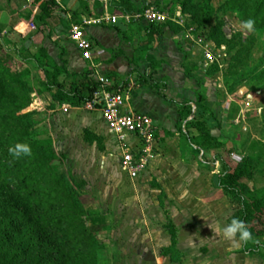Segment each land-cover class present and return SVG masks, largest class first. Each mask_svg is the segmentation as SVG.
Wrapping results in <instances>:
<instances>
[{
  "label": "rangeland",
  "instance_id": "obj_1",
  "mask_svg": "<svg viewBox=\"0 0 264 264\" xmlns=\"http://www.w3.org/2000/svg\"><path fill=\"white\" fill-rule=\"evenodd\" d=\"M177 2L109 0L107 9L111 17H127L142 30L146 24H161L148 22L146 9L150 15H165L164 23L184 28L179 35L191 43L185 53L202 77L193 86L203 85V81L207 85L202 104L207 109L205 129L183 126L187 131L184 135L179 124L170 136L159 132L158 139L155 136L150 144L131 145L135 164L140 166L133 172L124 167L122 156L112 153L99 138L88 143V138L98 136L93 124L96 117L86 112V103L79 112L56 104L50 93L37 86L38 79L31 77L29 68L22 70L15 57L4 50L12 59L8 66L21 71L23 82L31 89L22 113L32 114V135L51 147L59 161L51 166L52 175L65 174L75 182L81 203L90 211V229L104 244L94 264H173V252L163 258V253L172 249L166 229L170 224L177 229V249L183 264H264V236L256 237L259 243L248 244L223 237L221 228L236 216L214 180L224 173L227 159L236 164L255 156L253 175L243 183L253 191H264V29L257 21L254 31L249 32L242 27L249 18L238 5L215 0L211 25L223 21L226 40L241 35L234 44L241 39L242 45L230 49L221 38L207 39L209 29H198L190 17L181 14ZM134 61L128 58L125 64L133 68ZM216 67L213 75L203 76ZM140 75L127 79L129 88L139 86V79H144ZM63 76L60 70L59 82ZM160 88L164 90L162 84ZM195 103L190 115L196 112ZM257 245L263 246L258 249L260 254L250 253Z\"/></svg>",
  "mask_w": 264,
  "mask_h": 264
},
{
  "label": "trees",
  "instance_id": "obj_2",
  "mask_svg": "<svg viewBox=\"0 0 264 264\" xmlns=\"http://www.w3.org/2000/svg\"><path fill=\"white\" fill-rule=\"evenodd\" d=\"M1 1L8 5L13 0ZM35 1L40 2L41 7V15L36 18L38 21L51 17L56 10L60 11L56 0ZM214 3L215 0H178L176 5H180L181 14L190 17L198 29H209L207 39L221 38V43H227L230 49L241 46V39L238 44H234L235 38L241 35H234L231 40L225 39L223 21L216 20L215 25H211L216 13ZM226 4L238 5L245 18L260 22L264 29V0H227ZM154 26L149 25L146 32L159 35L168 27L176 33L184 29L173 23ZM11 60L9 55H4L0 46V264H94L96 254L104 248V244L90 229L87 219L90 211L81 203L73 187L75 182L70 181L65 174L56 176L50 172L51 166L59 161L54 157L51 147L35 140L32 135V114L22 113L28 106L31 89L23 82V73L8 66ZM29 60L37 62L31 57L24 58V61ZM38 65L45 76V82L40 86L52 94L53 101L58 105L79 108L91 100L98 89L91 70H87L85 75L74 76L73 82L65 78L62 82L55 79L54 84H49L44 70L46 65L39 62ZM217 70L218 67L209 70L207 75H213ZM123 86L119 89H123ZM139 87H148L164 97L158 85L144 79H139ZM109 90L113 92L114 89ZM203 91L201 89L197 96L196 112L186 123V128L189 125L201 130L207 126V109L202 105L205 101ZM180 108L179 114L187 120L192 107L184 104ZM205 136L209 139L208 135ZM93 139L98 137L88 138V143H93ZM17 144H27L31 155L18 158L11 156L8 149ZM253 169L255 156L246 157L236 164L227 159L223 164L224 173L214 177V180L233 205L236 218L244 222L254 237H262L264 191H253L243 183V179L252 177ZM78 187L82 188L83 184ZM166 229L173 246L164 253L167 256L170 252L175 253L177 230L171 224ZM261 247L257 245L255 250L249 252L260 254L258 249ZM177 258L173 261L178 262Z\"/></svg>",
  "mask_w": 264,
  "mask_h": 264
},
{
  "label": "crops",
  "instance_id": "obj_3",
  "mask_svg": "<svg viewBox=\"0 0 264 264\" xmlns=\"http://www.w3.org/2000/svg\"><path fill=\"white\" fill-rule=\"evenodd\" d=\"M108 2L109 0H56L60 11L56 10L44 21L36 19L41 15L40 2L13 0L8 5L0 2L1 48L15 57L22 70L29 68L31 77L38 79V87L45 82V76L38 65L40 61L46 65L44 70L47 72L49 84L51 81L54 84L55 79L59 80L60 70L64 74L63 79L66 78L68 82L74 80V76L85 75L87 70H91L93 74L98 71L109 80L110 89H114L113 92L121 96L123 111L152 118L157 131L156 139L159 132L172 135L173 129L179 124L182 133L187 135L182 127L186 128V123L193 115L185 120L179 114L180 106L185 102L193 111V103L197 101L201 89L204 94L207 92L204 81L203 85L197 83L198 87L193 86L195 80H201L202 77L200 69H195V62L185 53L191 48V43L184 41L182 35H179L180 32L176 33L169 27L163 29L159 35H152L146 32L147 27L142 30V27L129 21L127 17H111L108 14ZM147 25L150 24L145 26ZM74 26L82 28L91 44L90 60L83 58L82 52L71 38V29ZM29 57L37 62L24 61V58ZM128 58L135 60L136 67L125 64ZM137 74H142L140 77L146 78V81L148 79L147 82L151 84L159 87L162 84L165 97L148 87L129 88L127 79ZM68 75L73 76L67 77ZM203 76L210 77L207 73ZM92 79L94 81L93 77ZM122 86L124 88L119 89ZM70 111L83 110L71 108ZM86 112L96 117L93 118V124L97 128L96 136L112 153L121 155L116 139L107 130L102 114L96 110ZM139 142L136 137L128 136L126 144L129 149L134 150L132 146L139 145ZM170 241L172 243L171 236ZM177 244L178 234L174 246L178 255L173 252L170 262L183 264ZM164 253L163 258H168ZM177 257L178 262L173 261Z\"/></svg>",
  "mask_w": 264,
  "mask_h": 264
},
{
  "label": "built area",
  "instance_id": "obj_4",
  "mask_svg": "<svg viewBox=\"0 0 264 264\" xmlns=\"http://www.w3.org/2000/svg\"><path fill=\"white\" fill-rule=\"evenodd\" d=\"M144 17L148 22L164 23L165 15H150V11L145 10ZM71 38L75 42L76 47L82 52V56L86 60L91 59V44L83 33L81 27L74 26L71 29ZM207 59L211 60L209 52L206 54ZM98 89L93 93L85 108L88 111H99L107 125V130L113 135L118 144L122 156V164L126 169L137 172L140 166L135 164V156L133 150L127 146V137L134 136L142 144H150L155 138L157 131L152 118L148 115L123 111V100L117 93L111 92L110 82L98 71L92 75ZM185 131V130H184Z\"/></svg>",
  "mask_w": 264,
  "mask_h": 264
},
{
  "label": "clouds",
  "instance_id": "obj_5",
  "mask_svg": "<svg viewBox=\"0 0 264 264\" xmlns=\"http://www.w3.org/2000/svg\"><path fill=\"white\" fill-rule=\"evenodd\" d=\"M254 22L251 19L243 21L242 27L249 32L254 31ZM9 154L14 158H18L21 155L29 156L31 155V149L27 144L20 145L17 144L15 147H10L8 149ZM223 237L228 241L238 240L241 244L248 243H259V240L252 235V233L245 226L244 222L239 218H233L227 225L221 228Z\"/></svg>",
  "mask_w": 264,
  "mask_h": 264
}]
</instances>
